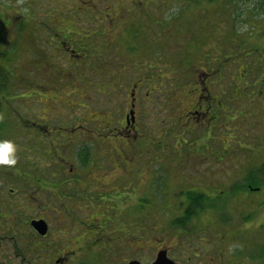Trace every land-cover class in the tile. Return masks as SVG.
Segmentation results:
<instances>
[{
    "label": "rangeland",
    "instance_id": "1",
    "mask_svg": "<svg viewBox=\"0 0 264 264\" xmlns=\"http://www.w3.org/2000/svg\"><path fill=\"white\" fill-rule=\"evenodd\" d=\"M0 40L12 76L0 138L18 158L38 128L49 176L51 161L92 155L93 208H74L98 224L117 207L149 256L179 240L185 192L201 193L184 222L189 255L264 264V182L241 188L264 160V0H0Z\"/></svg>",
    "mask_w": 264,
    "mask_h": 264
},
{
    "label": "flooded vegetation",
    "instance_id": "2",
    "mask_svg": "<svg viewBox=\"0 0 264 264\" xmlns=\"http://www.w3.org/2000/svg\"><path fill=\"white\" fill-rule=\"evenodd\" d=\"M132 110L125 116V125L134 124V115L130 116ZM29 131L33 132L31 137ZM29 131L25 135L26 141L33 147L20 148L23 154L18 156L16 163L21 169L13 168L16 175L0 176V218L4 219L0 224V264H153L161 251L170 264H212L198 258V253L194 259L189 255L184 223L170 225L181 229L177 242L170 247H154L149 256L140 255L139 246H135L140 240L138 224L124 227L123 218L116 217L117 207L109 206L103 210L102 222L93 224L91 209L86 206L74 208L78 197L93 208L92 194L87 193L89 186L83 179L87 165L95 162L92 155L90 158L86 155V159L77 161V164L66 159L59 162L49 160L51 167L58 163L56 171L49 176L44 171L46 159L42 133L38 128ZM76 171L77 176H74ZM8 183L18 184L8 188L11 196L3 191V186ZM48 184L52 186L51 190L46 186ZM46 190L50 191L48 195L52 199L58 200L57 205L46 201ZM188 204L187 200L186 208ZM108 214L109 219L105 217ZM94 247L99 250L94 251Z\"/></svg>",
    "mask_w": 264,
    "mask_h": 264
},
{
    "label": "trees",
    "instance_id": "3",
    "mask_svg": "<svg viewBox=\"0 0 264 264\" xmlns=\"http://www.w3.org/2000/svg\"><path fill=\"white\" fill-rule=\"evenodd\" d=\"M6 59H7V52L1 48V40H0V96L6 91L7 86L12 79L11 71L9 68H7L4 62ZM2 124H3V120H1L0 118V129L2 128ZM244 179L245 180L241 185V188L244 190L252 189V188L255 189L260 184H263L262 182H264V160L260 163L257 169H252L251 171H249ZM257 179L261 180V182L258 181ZM185 193H186L185 194L186 199L188 200L189 204L188 207L185 209V213L181 215L182 217L177 218L176 221H180L179 223H184L186 221L185 219L188 218L189 213L190 215H193L196 208L198 206H201L202 205L201 203H203L205 199L201 193L189 194L188 191Z\"/></svg>",
    "mask_w": 264,
    "mask_h": 264
},
{
    "label": "clouds",
    "instance_id": "4",
    "mask_svg": "<svg viewBox=\"0 0 264 264\" xmlns=\"http://www.w3.org/2000/svg\"><path fill=\"white\" fill-rule=\"evenodd\" d=\"M17 161V145L9 138H0V165L12 166Z\"/></svg>",
    "mask_w": 264,
    "mask_h": 264
},
{
    "label": "water",
    "instance_id": "5",
    "mask_svg": "<svg viewBox=\"0 0 264 264\" xmlns=\"http://www.w3.org/2000/svg\"><path fill=\"white\" fill-rule=\"evenodd\" d=\"M164 255V251L159 252L153 264H170V262L164 257Z\"/></svg>",
    "mask_w": 264,
    "mask_h": 264
}]
</instances>
